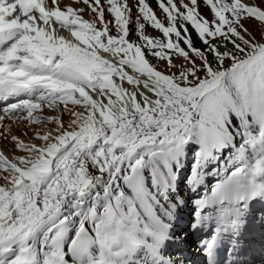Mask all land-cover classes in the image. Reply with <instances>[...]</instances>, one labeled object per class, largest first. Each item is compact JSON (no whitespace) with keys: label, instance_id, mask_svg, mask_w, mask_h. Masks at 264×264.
Returning a JSON list of instances; mask_svg holds the SVG:
<instances>
[{"label":"snow or ice","instance_id":"obj_1","mask_svg":"<svg viewBox=\"0 0 264 264\" xmlns=\"http://www.w3.org/2000/svg\"><path fill=\"white\" fill-rule=\"evenodd\" d=\"M155 4L0 0V264H264V0Z\"/></svg>","mask_w":264,"mask_h":264},{"label":"bare ground","instance_id":"obj_2","mask_svg":"<svg viewBox=\"0 0 264 264\" xmlns=\"http://www.w3.org/2000/svg\"><path fill=\"white\" fill-rule=\"evenodd\" d=\"M132 3L135 2V0H131ZM151 6L157 11V15L160 16L161 13L158 8H156L155 0H150ZM203 11L207 12V9H203ZM133 16L135 17V9L133 10ZM86 17L88 18L87 14ZM6 142V141H5ZM187 216V213H185V217ZM186 223V218L184 221L181 222ZM252 228L255 234V237L257 241H259L261 229L259 227L258 220L252 221ZM199 238V234L193 235L190 237L189 241L184 245L185 248V255L189 256L190 259L194 262V264H202L203 262V256L198 255L196 253V242Z\"/></svg>","mask_w":264,"mask_h":264},{"label":"rangeland","instance_id":"obj_3","mask_svg":"<svg viewBox=\"0 0 264 264\" xmlns=\"http://www.w3.org/2000/svg\"><path fill=\"white\" fill-rule=\"evenodd\" d=\"M85 18H87V17L85 16ZM133 19H135L134 16H133ZM133 27H134V25H133ZM147 32L149 34H151V35H154V36H159L160 35V33L158 32V30H154L151 27H148L147 28ZM133 38H135V37L133 36ZM21 130L22 129L14 128L13 131H14L15 134H18L19 135V133H20ZM0 147H4L6 151H11L12 150L11 145H8L7 142L2 141V140H0Z\"/></svg>","mask_w":264,"mask_h":264}]
</instances>
